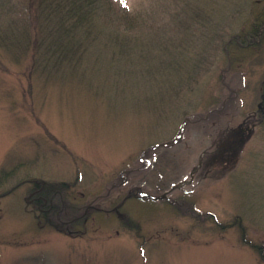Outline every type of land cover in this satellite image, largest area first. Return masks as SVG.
<instances>
[{
    "label": "rangeland",
    "instance_id": "374dc122",
    "mask_svg": "<svg viewBox=\"0 0 264 264\" xmlns=\"http://www.w3.org/2000/svg\"><path fill=\"white\" fill-rule=\"evenodd\" d=\"M119 1L156 32L131 59L33 79L0 53V264H264V0Z\"/></svg>",
    "mask_w": 264,
    "mask_h": 264
},
{
    "label": "trees",
    "instance_id": "16d2710c",
    "mask_svg": "<svg viewBox=\"0 0 264 264\" xmlns=\"http://www.w3.org/2000/svg\"><path fill=\"white\" fill-rule=\"evenodd\" d=\"M20 4L21 8L29 9L27 15L22 23L14 20L12 27L0 30V53L17 61L29 57L28 75L33 79L49 78L61 71L76 73L75 69L100 47L110 48L112 61L131 59L132 54H137L135 51L142 50L146 37L156 34L152 31L153 22L119 0H21ZM262 27V23L259 27L256 24L241 37V42H253ZM6 174L9 171L2 170V176ZM67 185L65 181H56L45 186L37 182L34 186L35 200L39 204L47 202L49 210L45 215L62 213L61 192ZM55 198L60 202H53ZM67 220H73L71 213L65 214L64 221ZM254 247L261 256L264 247L257 244Z\"/></svg>",
    "mask_w": 264,
    "mask_h": 264
},
{
    "label": "flooded vegetation",
    "instance_id": "af4514ba",
    "mask_svg": "<svg viewBox=\"0 0 264 264\" xmlns=\"http://www.w3.org/2000/svg\"><path fill=\"white\" fill-rule=\"evenodd\" d=\"M245 129H246V127L245 126H242L241 127V129H240V134H241V139H242V136L244 135V133H245ZM165 145H167V144H165Z\"/></svg>",
    "mask_w": 264,
    "mask_h": 264
},
{
    "label": "water",
    "instance_id": "95a60500",
    "mask_svg": "<svg viewBox=\"0 0 264 264\" xmlns=\"http://www.w3.org/2000/svg\"><path fill=\"white\" fill-rule=\"evenodd\" d=\"M248 130H249V133H250L252 129H251V128H249ZM241 140H242V139H241Z\"/></svg>",
    "mask_w": 264,
    "mask_h": 264
}]
</instances>
